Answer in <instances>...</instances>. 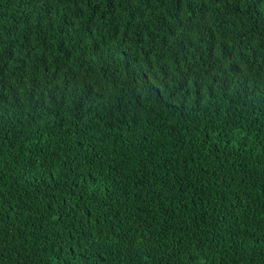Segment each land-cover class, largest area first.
<instances>
[{
	"label": "trees",
	"instance_id": "trees-1",
	"mask_svg": "<svg viewBox=\"0 0 264 264\" xmlns=\"http://www.w3.org/2000/svg\"><path fill=\"white\" fill-rule=\"evenodd\" d=\"M0 264H264V0H0Z\"/></svg>",
	"mask_w": 264,
	"mask_h": 264
}]
</instances>
